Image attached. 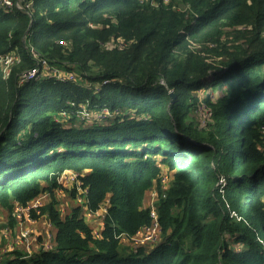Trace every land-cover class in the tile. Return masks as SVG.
<instances>
[{"label":"trees","instance_id":"obj_1","mask_svg":"<svg viewBox=\"0 0 264 264\" xmlns=\"http://www.w3.org/2000/svg\"><path fill=\"white\" fill-rule=\"evenodd\" d=\"M14 1L0 0V55L20 58L8 78L0 68V206L49 192L38 219L56 234L6 264H264V0ZM34 53L79 75L20 86ZM202 103L205 126L192 117ZM83 106L99 121L81 120ZM159 163L174 172L163 239L135 253L120 236L152 224ZM67 171L91 211L108 206L99 239L80 206L63 213Z\"/></svg>","mask_w":264,"mask_h":264},{"label":"built area","instance_id":"obj_2","mask_svg":"<svg viewBox=\"0 0 264 264\" xmlns=\"http://www.w3.org/2000/svg\"><path fill=\"white\" fill-rule=\"evenodd\" d=\"M148 1V0H146ZM167 1V0H166ZM2 4L9 9H13L15 1L14 0H2ZM30 6V5H28ZM34 59L36 60V65L34 68L22 73L20 75L19 79V85H24L26 83H29L33 80H36L40 76H49L54 77L57 80L60 81H74L77 78L76 73L74 72H68L65 71L62 73L56 65H53L48 60L44 59L43 57H40L38 54L34 53ZM20 63V58L16 55V53H9L0 55V68L3 70V73L5 74V77L8 78L13 68ZM83 112L84 116H86L88 119L90 117V113L87 111L86 106H83ZM106 115H110L107 111L103 112ZM112 116V115H110ZM163 183H165V179L163 178ZM161 180V182H162ZM58 182L61 186H71L77 188L78 192L80 193L78 199L76 200L77 205L80 204L81 208L84 211V216L87 218H100L102 221V226H104V218L107 215L108 212V206H104L101 208V213H99V210L96 212H93L89 209V200H88V194L89 190L88 188H84L80 182L79 174L76 172H70L67 171L61 175V177L58 179ZM51 198V194L49 192H46L42 195H40L35 200L29 202L27 205H23L21 203H15L13 206V209L11 211V217L17 221L18 223H27L29 226L26 229H23L21 233L19 234V237L14 239V241L10 240L7 245L4 246V248H0V264H6L8 260V254L16 250L14 249L17 245H25L26 247V253L32 254L35 252V244L32 242H36L38 240V233L36 231V223L38 220V216L41 215L42 208L47 204V200ZM151 211V218H152V224L149 226L143 227L139 232H137L133 236L128 235H121L120 239H127L132 238L134 236H137V241H141L143 244L151 243L155 241L158 233L161 230V225L159 223V216L157 211L153 208ZM46 223H49L47 221ZM11 234V233H10ZM47 239L51 241L49 245H45L47 249L53 248L54 244V237L52 234L51 229L47 230ZM94 237L96 239H99L102 237V230L95 229L94 230Z\"/></svg>","mask_w":264,"mask_h":264},{"label":"rangeland","instance_id":"obj_3","mask_svg":"<svg viewBox=\"0 0 264 264\" xmlns=\"http://www.w3.org/2000/svg\"><path fill=\"white\" fill-rule=\"evenodd\" d=\"M228 45H231V43H228ZM209 47L212 45H207L205 42H200V41H196V42H192V47L197 49V50H201L203 48H206V47ZM55 67H57L62 73H64L65 71H68V72H74L76 74L79 75V72L77 71V69H72L70 68V66L68 64H58L56 65ZM43 76V75H42ZM81 83L83 85H86V86H89V87H92V86H96L97 88L100 87V83L98 84H94L92 85L91 82H87V81H81ZM220 91H213V90H203L202 93H201V100L204 99L207 95H211V98H214L216 99L218 95H220ZM207 105L202 103L198 109H196L194 111V113L192 114V117L197 121L199 122V124L201 126H205L206 122L205 120L208 119L210 117V114H209V110L208 108L206 109H202V108H205ZM109 114L110 112L107 111ZM82 113L84 114V112L82 111ZM82 113H80L82 115L81 117V120L84 119H88L86 116H84ZM111 115V114H110ZM80 116V115H79ZM100 119V116H97V117H90L89 118V122L90 124H93L94 122H97L99 121ZM204 121V122H203ZM79 122V121H77ZM103 124H106L107 121H102ZM67 124H70L69 122ZM159 167L161 168V177L159 179L158 182L155 183L154 187L152 188L151 191L147 192L145 195H144V199H145V204H146V208H150L151 209H155L157 211V205L159 203V197H160V193L163 191H168L171 186H172V183H173V180H174V172L171 171L170 169H168L166 166H164L162 163H159ZM165 179V183H163V180L162 179ZM162 180V182H161ZM221 183V182H220ZM73 190L76 192L75 194H73ZM80 193L78 192L77 188L75 187H71V186H68V187H65V186H61V188L59 189L58 191V200L64 204V206L62 205V207H64L65 209H63L62 207V210L64 211V215L67 214L66 212H68L69 214L75 209L74 205H77L76 203V200L78 199ZM67 206V207H66ZM80 206V204L78 205ZM69 207V210H67ZM74 207V208H73ZM81 207V206H80ZM82 209V208H81ZM66 211V212H65ZM82 213L84 215V211L82 209ZM99 213H101V209H99ZM158 213V211H157ZM85 217V216H84ZM86 218V217H85ZM44 220V222L46 223V218L43 217L42 218ZM87 219V218H86ZM39 220V219H38ZM49 227H52L54 228V226L52 224L49 225ZM161 227V230L160 232L158 233L155 241L151 242V243H147V244H143L141 241H137V236H134L132 238H127V239H122V242H121V245L124 247L127 245V248L131 251H134L135 253L138 252L139 249L141 248H145V249H148V250H151L153 249L154 247H156L158 244L161 243L162 239H163V230H162V226ZM55 229V228H54ZM0 236H1V233H0ZM15 238V236H14ZM40 242H38L37 240V244H35V251H37L42 245H49L51 243L50 240H47V243H42L43 240L42 238L39 239ZM6 241L4 240V238H2V236L0 237V248H4L5 245H7L8 243H6ZM53 244L55 245V242L53 241ZM129 246V247H128ZM125 248V249H127Z\"/></svg>","mask_w":264,"mask_h":264},{"label":"crops","instance_id":"obj_4","mask_svg":"<svg viewBox=\"0 0 264 264\" xmlns=\"http://www.w3.org/2000/svg\"><path fill=\"white\" fill-rule=\"evenodd\" d=\"M65 187H67V186H65ZM49 201H50V199H48L46 202L49 203ZM62 205L64 206L63 203H61V206ZM62 208L65 209L64 207H62ZM67 210H69V207ZM66 213H68V212H66ZM87 221H88L89 225L94 229H102V227H103L102 221L100 218H97V217L87 218ZM49 225L50 224L45 223L43 219L37 220L36 231L38 233V242H40L39 239L42 238V240H43L42 243H44V244L47 243V240H48L46 237L47 236V230H50V229L52 231L53 237H55V234H56L55 229L52 227H49ZM28 226L29 225L27 223H18L17 221H15L11 217V212L0 206V233H1L2 238H4V240L6 241V243H8L10 240L14 241L15 238L17 240L21 231L23 229L28 228ZM14 236H15V238H14ZM38 242L36 241V242H32V243L37 244ZM14 249H18V250H21V251L26 253V247L23 244L17 245Z\"/></svg>","mask_w":264,"mask_h":264},{"label":"water","instance_id":"obj_5","mask_svg":"<svg viewBox=\"0 0 264 264\" xmlns=\"http://www.w3.org/2000/svg\"><path fill=\"white\" fill-rule=\"evenodd\" d=\"M25 0H19L18 3H17V6L20 7V8H23L22 7V2H24ZM171 97L173 99H175V94L174 93H171Z\"/></svg>","mask_w":264,"mask_h":264}]
</instances>
